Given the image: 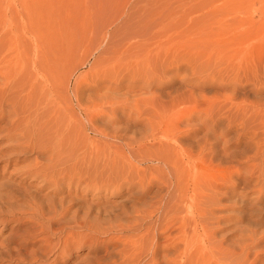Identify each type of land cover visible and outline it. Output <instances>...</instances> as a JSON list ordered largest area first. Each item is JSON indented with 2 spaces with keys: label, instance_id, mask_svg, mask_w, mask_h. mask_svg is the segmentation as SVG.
<instances>
[{
  "label": "rangeland",
  "instance_id": "374dc122",
  "mask_svg": "<svg viewBox=\"0 0 264 264\" xmlns=\"http://www.w3.org/2000/svg\"><path fill=\"white\" fill-rule=\"evenodd\" d=\"M34 64L62 67L68 83L63 77L54 97L44 88L29 95L25 75ZM97 68L105 78L94 76ZM0 89L8 113L0 119V264H39L27 260L45 237L26 211L32 193L69 195L75 207L90 208L86 222H100L102 232L74 245L64 264H127L129 241L145 229L134 225V212L173 205L165 164L174 141L217 177L221 194L204 220L214 247L233 264H264V0H0ZM50 161L78 169L77 191L54 194L32 171ZM162 210L142 223L156 231ZM166 254L171 264L175 250Z\"/></svg>",
  "mask_w": 264,
  "mask_h": 264
},
{
  "label": "bare ground",
  "instance_id": "6f19581e",
  "mask_svg": "<svg viewBox=\"0 0 264 264\" xmlns=\"http://www.w3.org/2000/svg\"><path fill=\"white\" fill-rule=\"evenodd\" d=\"M37 51V50H36ZM23 54V53H22ZM69 54V53H68ZM20 55V54H19ZM27 54H25V58L28 59L26 57ZM28 56V55H27ZM16 57V56H15ZM18 57V56H17ZM34 57V56H33ZM43 57V56H42ZM54 57V56H52ZM9 58V57H8ZM24 58V56H23ZM31 58V57H30ZM37 58V57H36ZM44 58V57H43ZM64 58V57H63ZM6 59V58H5ZM39 59V58H38ZM37 59V61H38ZM45 59V58H44ZM47 59V58H46ZM50 59V58H49ZM112 59V58H111ZM18 60V58L16 59V61ZM24 60V59H23ZM32 60V59H31ZM29 60V61H31ZM108 60V59H107ZM115 60V58H114ZM111 61V63H114V65L116 66V63L119 64V66H127V63H121L120 61L117 62L116 61ZM136 60V59H134ZM4 61H7L4 60ZM9 61V60H8ZM11 61V60H10ZM35 61V59H34ZM43 61V60H42ZM59 61V59L57 60ZM109 61V60H108ZM13 62V61H12ZM15 62V59H14ZM18 62V61H17ZM51 62V61H50ZM64 62V61H63ZM107 62V61H106ZM135 62V61H134ZM23 63V62H22ZM26 63V62H25ZM29 63V62H28ZM32 63V62H31ZM38 63V62H37ZM59 62L56 63L55 61V65L58 64ZM60 63H62L60 61ZM111 63H109V65H111ZM8 64H11L8 63ZM17 63H15L16 65ZM20 64V63H19ZM27 64V63H26ZM44 64V63H43ZM125 64V65H124ZM18 65V64H17ZM37 64L32 65V69L27 70V75H25V71L23 73V75L26 76L27 81L29 82V92L28 94H34L36 92V89H41L43 90V88L45 89V91H47V94L51 95V96H55L57 91H59L60 88H64L65 83L63 82L65 80V82L67 81V73L64 75L62 72V67L61 68H57V66H53L52 68H48L49 70H56L55 72H44L43 71V67L40 68L42 69L41 71L37 68L36 66ZM105 65V64H104ZM113 65V64H112ZM111 65V68H112ZM131 65V63L129 64ZM134 65V63H133ZM12 66H14V63L12 64ZM28 66V65H27ZM113 66V67H115ZM11 67V66H10ZM8 67V69L10 68ZM19 67V65H18ZM18 67L16 69H18ZM29 67V66H28ZM55 67V68H54ZM108 70L111 69L109 68L110 66H107ZM134 67V66H133ZM14 68V69H15ZM25 68V66H24ZM104 67H101V69ZM13 69V68H12ZM48 69H45L48 70ZM59 69V70H58ZM98 69V70H97ZM94 72V76L95 77H102L103 75L105 76V74H101V71L103 73H105V70L102 69L100 71V68H97ZM2 70V69H1ZM19 70H22L19 69ZM26 70V69H25ZM9 71V70H8ZM7 71V72H8ZM12 71V70H11ZM43 71V72H42ZM73 71V70H72ZM71 71V72H72ZM107 71V70H106ZM50 72V73H49ZM67 72V71H66ZM13 73V71H12ZM65 73V72H64ZM8 74V73H7ZM10 74V73H9ZM16 74V73H15ZM19 74V73H18ZM69 75V74H68ZM13 76V74H12ZM11 76V77H12ZM20 76V75H19ZM103 76V77H104ZM64 77V80H63ZM65 77L67 79H65ZM14 78V77H13ZM25 78V77H24ZM53 78V79H52ZM62 78V80H61ZM105 78V77H104ZM18 79V78H17ZM7 80V79H6ZM11 80V79H10ZM21 80V79H20ZM9 81V80H8ZM15 81V79L13 80ZM18 83L19 81L16 80ZM12 83V81L10 82V84ZM16 83V82H14ZM68 83V82H66ZM9 85V84H8ZM7 86V84H6ZM9 87V86H8ZM13 87V86H12ZM8 89V88H7ZM9 90V89H8ZM65 90V89H64ZM1 91V89H0ZM3 91V90H2ZM5 91V90H4ZM39 91V90H38ZM44 91V92H45ZM62 91V90H61ZM43 92V91H42ZM4 93V92H3ZM76 94L75 95H79L80 91L79 89H76ZM5 94V93H4ZM60 97V96H59ZM78 97V96H77ZM3 98V97H2ZM1 98V99H2ZM5 98V97H4ZM0 99V101H2ZM56 99L53 98L52 101H55ZM14 101V100H13ZM12 101V102H13ZM51 101V102H52ZM60 101V100H59ZM46 103V102H45ZM111 103V102H110ZM9 104V103H8ZM14 104V103H13ZM6 105V104H5ZM54 105V104H53ZM4 107V106H3ZM2 105H0V119L4 118L7 116L6 112H5V108H3ZM6 107V106H5ZM10 107V106H8ZM19 107V106H18ZM59 107V106H58ZM112 107V105H111ZM10 109V108H9ZM12 109V108H11ZM24 109V108H23ZM15 110V109H14ZM10 111V110H9ZM61 111V110H60ZM11 112V111H10ZM91 112H93L91 110ZM12 113V112H11ZM17 113V112H16ZM6 114V116H5ZM20 114V113H19ZM62 114V113H61ZM17 115V114H16ZM24 116V115H23ZM26 116V115H25ZM29 116V115H28ZM27 116V117H28ZM56 116V115H55ZM26 117V118H27ZM25 120V118H24ZM9 122V121H8ZM14 122V121H13ZM20 122L22 123V121L20 120ZM18 122V124L20 123ZM29 122V121H28ZM20 123V124H21ZM30 123V122H29ZM11 124V123H10ZM17 125V123H16ZM22 125V124H21ZM26 125V124H25ZM16 127V126H15ZM18 127V126H17ZM24 127V126H23ZM26 127V126H25ZM32 128V127H31ZM25 129V128H24ZM22 130V129H21ZM30 130V129H29ZM32 130V129H31ZM24 131V130H23ZM18 132V131H17ZM25 133V132H24ZM19 134V133H18ZM23 134V133H22ZM25 135V134H24ZM29 135V134H28ZM27 135V136H28ZM32 135V134H31ZM34 135V134H33ZM19 137V136H18ZM166 138V136H165ZM168 138V137H167ZM26 140V139H25ZM30 140V139H29ZM164 140V138H163ZM167 140V139H166ZM161 141V139L159 140ZM169 141V140H168ZM166 142V141H164ZM175 145H174V156L173 160H171L170 164H165L167 165L166 168H169L172 177H173V183L175 185V187H173V189L175 190V194H173L171 192V197L172 199L174 198V202L172 201V199L170 197H168L167 199H171V202L167 201V203L170 205V203L173 202L172 206H164L165 208H163L162 203L159 204V206H157V208L155 209V206H153L151 209H153L152 211L148 212V211H144V209L140 210H136L137 213L135 221H134V225H137L138 222L141 223V225H143L142 227H144V234H140L141 236L134 238L133 241H129L131 242V247L132 250L129 251L131 252L129 254L128 259H124L122 260V263L127 262V264H141L140 260L141 258H143L144 256H147V262L145 264H168L169 263V256L164 255L165 252L169 251V250H175V254L172 256V263L171 264H233L232 263V257L231 256H226L223 252H221L220 250H217L214 247V243L211 240V235L212 233L210 230H207V227L204 224V220L205 217L208 214H213L214 211L216 210V206L218 203V192L220 193V187L218 186L216 180L217 177H215L214 174L212 173H204L200 167L197 164V161L195 160V157L193 154H191L190 152H186L185 150H181L180 147L176 141H174ZM173 143V144H174ZM34 145V144H33ZM37 145V144H36ZM163 145V143H162ZM161 145V146H162ZM164 146V145H163ZM166 147V146H165ZM185 149V148H184ZM67 154V153H66ZM52 158V157H51ZM169 158V156H168ZM158 159V158H157ZM156 160V159H155ZM51 162V161H50ZM54 162V159L53 161ZM51 164L47 163V164H43L41 166V168H39V166L35 167V171L34 173H36L37 175H39V177L43 180L44 184L46 186H50L52 192L54 194H58V193H63L65 191V189L67 188V190H71V188L75 187V190L77 191V189L79 188V184L82 181H79L80 179L76 180L75 178V170L73 169V167H71V165H69V167H65L63 165L66 164ZM189 163V164H186ZM35 165V164H34ZM37 165V164H36ZM39 165V164H38ZM41 165V164H40ZM68 165V164H67ZM73 165V164H72ZM32 167V165H30ZM62 166V167H60ZM59 167V168H58ZM135 167V166H134ZM29 168V166H28ZM34 168V166H33ZM163 169V168H162ZM78 170V169H77ZM76 170V171H77ZM143 170V169H142ZM164 170V169H163ZM168 170V171H169ZM136 171V170H135ZM29 172H31V170H29ZM74 172V173H73ZM166 172V171H165ZM32 173V172H31ZM82 173V172H81ZM87 173V172H86ZM33 174V173H32ZM77 174V172H76ZM85 173H83L82 176H84ZM162 175H164L163 173H161ZM170 174V173H169ZM167 174V175H169ZM86 175V174H85ZM151 175V174H150ZM35 176V175H34ZM78 176V175H76ZM80 176V175H79ZM166 174L164 175L165 178ZM38 177V176H37ZM84 178V177H83ZM154 178V177H151ZM161 178V177H160ZM171 178V177H170ZM149 179V178H148ZM156 179V177H155ZM158 179V178H157ZM156 179V182H157ZM163 179V177L161 178ZM150 180V179H149ZM148 180V182H149ZM160 180V179H159ZM165 180V179H163ZM168 180V179H167ZM153 181V180H151ZM155 181V180H154ZM170 181V180H169ZM85 182V181H84ZM83 182V183H84ZM144 182V181H143ZM142 182V183H143ZM146 182V181H145ZM171 182V181H170ZM140 183V182H139ZM147 183V182H146ZM146 183L144 184V186L146 187ZM165 183V182H164ZM150 184V182H149ZM153 184V183H152ZM167 184V182L165 183V185ZM87 185V183H86ZM84 183V186H86ZM91 185V184H89ZM148 185V184H147ZM170 185V183H169ZM142 186V184H141ZM140 186V187H141ZM160 186V185H159ZM4 187V186H3ZM88 187V186H87ZM149 187V186H148ZM151 187V186H150ZM2 188V187H1ZM81 188V187H80ZM83 188V187H82ZM91 187L89 186V189ZM153 188V187H152ZM151 188V189H152ZM4 189V188H3ZM16 189V188H15ZM107 189V188H106ZM145 190V189H144ZM165 190V188H164ZM169 190V189H167ZM16 191V190H15ZM141 191V190H140ZM173 191V190H172ZM34 192V191H33ZM160 192V191H159ZM170 192V191H169ZM21 193V192H20ZM23 193V192H22ZM77 193V192H76ZM143 193V192H142ZM148 193V192H147ZM27 194V193H26ZM31 194V193H30ZM33 194V195H32ZM31 196H29L28 198H26V202L28 204V208H27V212L31 215V223L32 225H36L35 228H37V230L35 229V234L36 232L38 233V236L44 235V238L42 239V243L41 245L38 246V250L37 252L32 253L31 255L29 254L30 252H28V256L29 259H27L28 261H32V262H39V264H45L43 261L45 259H48L49 255H53L56 254V257L50 262V263H46V264H64L66 263V261L68 260L69 256L68 253L70 252V250L72 249V247L74 245H82L84 246L85 244H90L89 240H95L94 235H96L97 233H100L102 231H100V226L97 225L99 223L95 222L97 226L90 224V220H88L89 222H86V219H84L83 216L88 215L87 213H89L90 208L84 207V208H78L75 207L77 204L74 203V199H72L73 197H69L68 196H63L60 199L56 198V199H46V197H43L40 200V197H38V194H34L32 193ZM166 194V193H165ZM221 194V193H220ZM13 195V194H11ZM25 193L22 195L24 197ZM29 195V194H28ZM38 195V196H37ZM46 196V195H45ZM168 196V195H167ZM13 197V196H12ZM26 197V196H25ZM53 197V196H52ZM50 197V198H52ZM16 198V197H15ZM46 199L44 201H42L43 199ZM165 198V197H164ZM163 200V199H162ZM76 202V200H75ZM163 202V201H162ZM3 203V202H2ZM14 203V202H12ZM11 203V204H12ZM78 203V202H77ZM165 203H166V199H165ZM6 204V203H5ZM17 204H15L16 206ZM25 205V204H24ZM90 205V204H88ZM135 205V204H134ZM1 206V205H0ZM3 206V205H2ZM8 206V204H7ZM21 206V205H20ZM81 206V205H80ZM5 207V205H4ZM13 207V206H12ZM83 207V205L81 206ZM136 207V206H135ZM141 207V206H139ZM14 210H17L18 208L15 209V207H13ZM22 209L24 208L21 207ZM26 208V207H25ZM24 208V209H25ZM74 208H78V209H74ZM92 208V207H91ZM111 208V207H110ZM4 209V208H3ZM22 209L21 212L22 213ZM103 209V208H102ZM136 209V208H134ZM138 209V208H137ZM163 209V215L161 214L162 220L160 222L159 227L156 229V231H152V228L150 230L149 226H145L144 223H142V221H145V217L147 216H151V214L153 215V213L158 212L157 210ZM2 210V209H1ZM8 210V209H7ZM84 211L82 217L81 215V211ZM106 210V209H105ZM115 210V209H114ZM113 210V212H114ZM130 210V208H129ZM150 210V209H149ZM25 211V210H24ZM144 211V213H143ZM161 211V212H162ZM7 212V211H5ZM19 212V209H18ZM97 213H100L98 211H96ZM104 212V211H103ZM146 212V213H145ZM2 212H0L1 214ZM16 213V212H15ZM24 213V212H23ZM80 213V217L77 216ZM4 213H2L3 215ZM13 214V213H12ZM18 214V213H17ZM102 214V213H101ZM107 214V213H106ZM133 214V213H132ZM28 215V214H27ZM29 215V216H30ZM16 216V215H15ZM23 216V215H22ZM68 216V217H67ZM77 217H79L80 219H75ZM98 215H96L97 218ZM104 216V215H103ZM102 216V217H103ZM106 216V215H105ZM128 216V215H127ZM145 216V217H144ZM70 217V218H69ZM99 217V216H98ZM107 217V216H106ZM114 217V216H113ZM65 218H69L70 220L65 221ZM83 218V219H81ZM93 218V217H92ZM111 218V216L109 217ZM144 218V219H143ZM15 219V218H14ZM66 219V220H67ZM176 219H180L179 223H177V225H180V229L177 228V233L176 236H174L172 239L168 238V233L170 231H172V229L175 226V220ZM64 220V221H63ZM78 220V221H77ZM20 221V220H19ZM71 221V222H70ZM98 221V220H97ZM24 222V221H23ZM94 222V221H91ZM103 222V220H102ZM136 222V224H135ZM59 223L60 225V231H58L56 228V226H58L57 224ZM44 224V225H42ZM47 224V226H45ZM139 224V223H138ZM16 225V224H15ZM66 225L70 226V228H86L88 230H90V234L88 235H81V234H74L71 232H67L65 231V227ZM157 225V224H156ZM65 226V227H64ZM140 227V225H138ZM125 227V225H124ZM135 227V226H134ZM138 227V228H139ZM142 227H140L141 229H143ZM100 228V229H99ZM122 228V226H121ZM137 228V227H136ZM30 229V228H28ZM81 229V230H82ZM113 229V227H112ZM131 229V228H130ZM133 229V227H132ZM110 230V229H109ZM138 230V229H137ZM154 230V228H153ZM71 231V230H70ZM27 232V231H26ZM63 233L65 234V239L63 240L62 238H58L57 233ZM31 233V232H30ZM77 233V232H76ZM80 233V232H79ZM105 233V232H104ZM28 234V232H27ZM62 234V235H63ZM25 235V234H23ZM29 235V234H28ZM32 235V233H31ZM19 236V235H18ZM61 236V234H60ZM33 237V236H32ZM36 237V236H34ZM27 238V237H26ZM29 238V239H28ZM27 239L30 240V237H28ZM54 238H58L57 242H54ZM26 239V241H27ZM38 239V238H37ZM130 240V239H129ZM91 241V240H90ZM212 241V242H211ZM2 242V241H1ZM25 242V241H24ZM4 243V242H2ZM92 243V242H91ZM94 243V242H93ZM37 244V242L35 243ZM2 245V244H1ZM0 245V248H2L3 246ZM95 245V243H94ZM5 246V245H4ZM10 246V245H8ZM21 247V246H20ZM93 247V246H91ZM96 247V246H95ZM130 247V248H131ZM14 248V247H13ZM12 248V249H13ZM3 249V248H2ZM21 251V249H19ZM3 251V250H1ZM15 251V248L14 250ZM30 251V250H29ZM58 252V253H56ZM9 254V253H8ZM16 254V253H15ZM14 254V255H15ZM20 255V253H17ZM2 255V254H1ZM24 255V254H23ZM8 256V255H7ZM25 257V256H24ZM10 258V257H9ZM21 258V257H20ZM46 261V260H45ZM79 261V260H78ZM84 261V260H83ZM26 262V261H25ZM80 262V261H79ZM78 263V262H77ZM76 263V264H77ZM83 263V262H82ZM85 263V262H84Z\"/></svg>",
  "mask_w": 264,
  "mask_h": 264
}]
</instances>
